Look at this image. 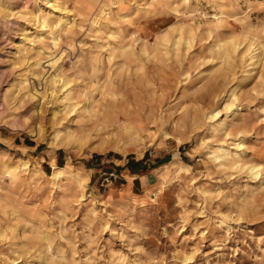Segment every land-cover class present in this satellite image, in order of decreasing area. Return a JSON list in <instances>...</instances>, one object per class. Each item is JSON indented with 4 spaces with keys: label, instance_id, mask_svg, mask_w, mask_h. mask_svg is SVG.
I'll list each match as a JSON object with an SVG mask.
<instances>
[{
    "label": "clouds",
    "instance_id": "clouds-1",
    "mask_svg": "<svg viewBox=\"0 0 264 264\" xmlns=\"http://www.w3.org/2000/svg\"><path fill=\"white\" fill-rule=\"evenodd\" d=\"M264 0H0V264H264Z\"/></svg>",
    "mask_w": 264,
    "mask_h": 264
},
{
    "label": "rangeland",
    "instance_id": "rangeland-1",
    "mask_svg": "<svg viewBox=\"0 0 264 264\" xmlns=\"http://www.w3.org/2000/svg\"><path fill=\"white\" fill-rule=\"evenodd\" d=\"M262 223H264V221H262Z\"/></svg>",
    "mask_w": 264,
    "mask_h": 264
}]
</instances>
